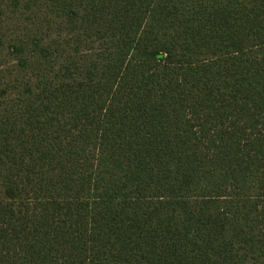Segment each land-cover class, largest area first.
<instances>
[{
	"label": "trees",
	"instance_id": "1",
	"mask_svg": "<svg viewBox=\"0 0 264 264\" xmlns=\"http://www.w3.org/2000/svg\"><path fill=\"white\" fill-rule=\"evenodd\" d=\"M0 264H264V0H0Z\"/></svg>",
	"mask_w": 264,
	"mask_h": 264
}]
</instances>
